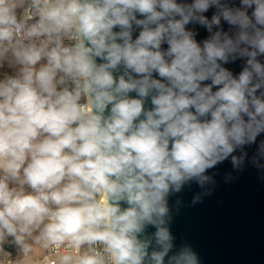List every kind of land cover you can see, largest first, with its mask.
Listing matches in <instances>:
<instances>
[{
	"label": "clouds",
	"instance_id": "obj_1",
	"mask_svg": "<svg viewBox=\"0 0 264 264\" xmlns=\"http://www.w3.org/2000/svg\"><path fill=\"white\" fill-rule=\"evenodd\" d=\"M262 56L264 0H0V264H200L170 198L264 172Z\"/></svg>",
	"mask_w": 264,
	"mask_h": 264
},
{
	"label": "water",
	"instance_id": "obj_2",
	"mask_svg": "<svg viewBox=\"0 0 264 264\" xmlns=\"http://www.w3.org/2000/svg\"><path fill=\"white\" fill-rule=\"evenodd\" d=\"M238 2L236 0L237 5ZM214 11V8L209 9L205 15L211 18ZM222 26L225 31L229 30L226 23L222 22ZM187 27L197 33L198 42L209 35L198 24ZM139 31L138 28L134 30L133 39ZM162 48L166 49L167 44ZM259 59L264 62V56ZM98 62L101 61L98 59ZM243 66V59L224 65L234 75H238ZM154 76L159 78L156 74ZM130 95L135 97V93ZM146 107H151L150 100ZM261 140H264V133L258 136L257 143ZM255 147L247 149L249 154ZM229 172L233 179L226 182L225 176ZM209 174L214 175L216 183L212 194L203 196L200 202L191 203L193 196L202 191L195 184L186 186L181 193L170 198L173 209L171 230L176 244H190L198 253L200 264H264V172L250 164L242 171H233L230 162L225 161L211 169ZM176 199L182 201L178 211ZM5 249L13 253L17 251L11 245H5Z\"/></svg>",
	"mask_w": 264,
	"mask_h": 264
},
{
	"label": "built area",
	"instance_id": "obj_3",
	"mask_svg": "<svg viewBox=\"0 0 264 264\" xmlns=\"http://www.w3.org/2000/svg\"><path fill=\"white\" fill-rule=\"evenodd\" d=\"M4 75H11V74H4ZM4 75H0V79H2L4 77ZM8 251V250H6ZM9 253H11L12 257L15 258L16 253H13L11 251H8ZM65 252V249H52L48 252H43V254L40 256L39 258V264H50V261L55 259L58 255L63 254Z\"/></svg>",
	"mask_w": 264,
	"mask_h": 264
},
{
	"label": "rangeland",
	"instance_id": "obj_4",
	"mask_svg": "<svg viewBox=\"0 0 264 264\" xmlns=\"http://www.w3.org/2000/svg\"><path fill=\"white\" fill-rule=\"evenodd\" d=\"M4 73L5 72H14V69H9L8 71H3ZM2 72V73H3ZM1 73V72H0ZM43 254V250L42 249H40V248H37L36 250H35V253H34V256H35V258L37 259L38 257L40 258V256ZM39 258H38V260H39Z\"/></svg>",
	"mask_w": 264,
	"mask_h": 264
},
{
	"label": "crops",
	"instance_id": "obj_5",
	"mask_svg": "<svg viewBox=\"0 0 264 264\" xmlns=\"http://www.w3.org/2000/svg\"><path fill=\"white\" fill-rule=\"evenodd\" d=\"M9 69H12V68H10V67H8L7 65H5L4 67H2V68H0V75H4V74H13L14 72H3V71H8ZM3 72V73H2ZM17 252V251H16ZM43 252H44V250H43ZM17 254V253H16ZM39 258V257H38ZM37 258V259H38Z\"/></svg>",
	"mask_w": 264,
	"mask_h": 264
}]
</instances>
